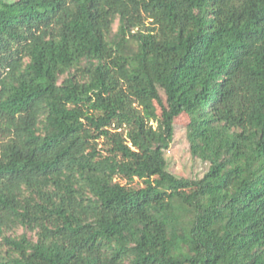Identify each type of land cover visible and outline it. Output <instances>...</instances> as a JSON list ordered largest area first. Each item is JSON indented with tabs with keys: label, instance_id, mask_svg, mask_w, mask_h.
<instances>
[{
	"label": "trees",
	"instance_id": "obj_1",
	"mask_svg": "<svg viewBox=\"0 0 264 264\" xmlns=\"http://www.w3.org/2000/svg\"><path fill=\"white\" fill-rule=\"evenodd\" d=\"M182 114L200 179L167 169ZM0 238V264H264V0H0Z\"/></svg>",
	"mask_w": 264,
	"mask_h": 264
},
{
	"label": "rangeland",
	"instance_id": "obj_2",
	"mask_svg": "<svg viewBox=\"0 0 264 264\" xmlns=\"http://www.w3.org/2000/svg\"><path fill=\"white\" fill-rule=\"evenodd\" d=\"M8 3L14 2L16 0H4ZM118 28V21L115 20L111 26V33L114 34ZM139 29L152 31L153 26L148 22H143ZM148 69L151 74L152 80L156 86L159 93L161 103L165 105V95L163 89V72L158 66L155 59L151 56L148 62ZM161 107L157 102L153 103L152 107V118L150 119V124L154 127L156 126V121L160 118ZM188 123V118L185 114L180 115L174 121V135L173 141L169 148L164 152V157L167 163L168 171L178 177L185 179H200L207 172L209 164L203 162L197 158H193L190 154L189 143L186 137V125ZM101 146V145H99ZM134 187H141L143 184L137 180L132 183ZM24 233L23 229L17 228L13 231H9L4 234L6 237H19ZM27 237L34 239L32 233H27ZM9 252L8 246L5 244L3 238H0V263L7 256Z\"/></svg>",
	"mask_w": 264,
	"mask_h": 264
}]
</instances>
